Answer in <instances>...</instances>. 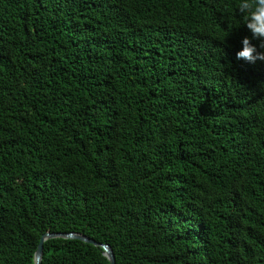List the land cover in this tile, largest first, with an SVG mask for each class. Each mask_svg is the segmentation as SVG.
<instances>
[{"label": "trees", "instance_id": "obj_1", "mask_svg": "<svg viewBox=\"0 0 264 264\" xmlns=\"http://www.w3.org/2000/svg\"><path fill=\"white\" fill-rule=\"evenodd\" d=\"M244 35L237 0H0V264H264Z\"/></svg>", "mask_w": 264, "mask_h": 264}, {"label": "clouds", "instance_id": "obj_2", "mask_svg": "<svg viewBox=\"0 0 264 264\" xmlns=\"http://www.w3.org/2000/svg\"><path fill=\"white\" fill-rule=\"evenodd\" d=\"M237 8L244 17L247 35L239 40L235 60L247 64L264 62V0H237Z\"/></svg>", "mask_w": 264, "mask_h": 264}, {"label": "water", "instance_id": "obj_3", "mask_svg": "<svg viewBox=\"0 0 264 264\" xmlns=\"http://www.w3.org/2000/svg\"><path fill=\"white\" fill-rule=\"evenodd\" d=\"M54 239H62V240H77L85 244H89L93 247L99 248L102 250L103 256L106 258L109 264H115L114 254L112 249L100 243L95 242L94 240L84 236L79 233H45L39 240L36 251L33 257V264H41L42 256H43V244L46 241L54 240Z\"/></svg>", "mask_w": 264, "mask_h": 264}]
</instances>
